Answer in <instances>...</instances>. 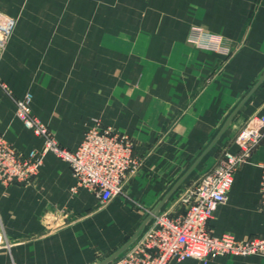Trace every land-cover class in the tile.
Returning <instances> with one entry per match:
<instances>
[{"label":"crops","instance_id":"1","mask_svg":"<svg viewBox=\"0 0 264 264\" xmlns=\"http://www.w3.org/2000/svg\"><path fill=\"white\" fill-rule=\"evenodd\" d=\"M4 17L14 25L0 76L14 96L32 93L33 113L62 146L77 149L100 120L135 139L142 163L125 194L106 205L88 188L74 189L70 165L52 152L29 184H0V218L13 244L0 248V264L104 260L146 220L138 234L148 227V210L183 211L181 192L224 148L235 150L236 135L264 111V80L250 94L264 76V0H0ZM200 30L222 37L232 53L192 41ZM0 132L25 154L44 145L2 88ZM262 162L264 143L235 173L210 221L214 234L264 235ZM208 264H264V254H226Z\"/></svg>","mask_w":264,"mask_h":264},{"label":"built area","instance_id":"2","mask_svg":"<svg viewBox=\"0 0 264 264\" xmlns=\"http://www.w3.org/2000/svg\"><path fill=\"white\" fill-rule=\"evenodd\" d=\"M13 25L10 18L0 20V61ZM192 41L227 56L232 53L222 37L201 30L193 34ZM0 88L15 100L17 117L44 140L41 149L34 148L25 154L0 132L1 185L29 184L37 176L47 153L52 152L70 165L76 179L74 189L88 188L102 205L125 194L129 179L142 163L135 154L136 141L132 136L97 120L86 130L78 148L71 150L62 146L48 125L33 113L32 93L16 98L1 76ZM261 143H264V111L253 114L236 135L235 150L224 148L217 161L181 192L179 202L183 211L148 210L151 219L148 227L106 264H179L189 258L198 260V264H208L210 259L226 254H264V235L240 240L231 232L216 235L210 227L215 212L229 198L235 173ZM260 167L259 207L264 213V162ZM12 245L0 218V248Z\"/></svg>","mask_w":264,"mask_h":264},{"label":"water","instance_id":"3","mask_svg":"<svg viewBox=\"0 0 264 264\" xmlns=\"http://www.w3.org/2000/svg\"><path fill=\"white\" fill-rule=\"evenodd\" d=\"M264 80V76L259 80V82L253 87V89L251 90L250 94L260 85V83H262ZM249 94V95H250ZM248 97V96H247ZM244 103V101L242 102V104ZM241 104V105H242ZM240 105V106H241ZM239 106V107H240ZM237 111H235L226 121V123L224 124L223 128L220 130V132L215 136V138L212 140V142L208 145V147L203 151V153L201 154V156L194 162V164L190 167V169L186 172V174L183 176V178L178 182V184L174 187V189L168 194L167 197H169L172 192L177 188V186L181 183V181L186 178L197 166V164L201 161V159L213 148V146L217 143V141L219 140V138L221 137V135L224 133V131L226 130L227 126L229 125L233 115L236 113ZM162 204H160L158 206V208L155 209V211H159L160 207ZM150 218V217H149ZM148 220H146V222L137 230V232L135 233V235L128 240L120 249H118L116 252H114L113 254H111L110 256H108L107 258H105L104 260H102L101 262L97 263V264H106L107 262L111 261L112 259H114L116 256H118L122 251H124L128 245L134 240V238L138 235V233L140 232V230L143 228V226L147 223Z\"/></svg>","mask_w":264,"mask_h":264},{"label":"rangeland","instance_id":"4","mask_svg":"<svg viewBox=\"0 0 264 264\" xmlns=\"http://www.w3.org/2000/svg\"><path fill=\"white\" fill-rule=\"evenodd\" d=\"M198 174H199V173H197V175H196V178H197V176H199V175H200V174H199V175H198ZM196 178H195V179H196Z\"/></svg>","mask_w":264,"mask_h":264}]
</instances>
